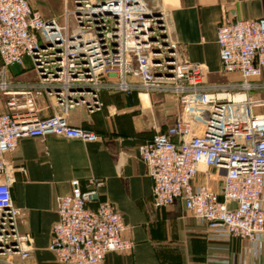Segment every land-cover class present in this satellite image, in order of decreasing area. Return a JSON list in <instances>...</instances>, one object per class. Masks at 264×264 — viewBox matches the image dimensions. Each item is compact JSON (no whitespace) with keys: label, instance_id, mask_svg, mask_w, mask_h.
Instances as JSON below:
<instances>
[{"label":"built area","instance_id":"1","mask_svg":"<svg viewBox=\"0 0 264 264\" xmlns=\"http://www.w3.org/2000/svg\"><path fill=\"white\" fill-rule=\"evenodd\" d=\"M66 24L47 19L31 0H0V91L7 111L0 112V264H23L31 258L29 235L19 232L13 205L12 166L6 154L25 137L56 134L87 142L93 130L70 124L71 108L100 110L102 91L171 94L184 112L165 132L139 146L153 179L158 208L177 200L207 226L210 240H248L255 253L264 248V17L226 15L217 32L224 74L241 81L209 84L208 67L182 57L164 12L146 0H73ZM73 16L80 31L69 32ZM30 58L38 82L12 92L6 68ZM230 90L244 91L230 99ZM55 95L60 112L39 118L35 94ZM260 110V111H258ZM204 178L206 182L201 181ZM103 180L74 179L71 192L57 199L58 220L51 249L64 264H104L114 251L134 246L116 206L102 200ZM217 184V185H216ZM18 256L20 260L13 257ZM250 264H260L252 257ZM207 264H229L209 256Z\"/></svg>","mask_w":264,"mask_h":264},{"label":"crops","instance_id":"2","mask_svg":"<svg viewBox=\"0 0 264 264\" xmlns=\"http://www.w3.org/2000/svg\"><path fill=\"white\" fill-rule=\"evenodd\" d=\"M146 1L152 11L164 12L184 59L206 65L212 77L221 73L235 83L241 81L237 73L222 72L218 28L226 15L264 17V0ZM19 66L5 71L12 92L29 89L36 82L33 70L23 71ZM99 98L100 110L91 112L85 105H77L67 115L71 125L93 130L99 140L87 142L56 134L25 137L5 156L13 171L11 190L13 205L19 210L18 229L30 238L32 256L23 264H64L51 249L57 199L70 194L74 179L88 189L86 180L91 177L103 180L100 198L116 206L127 227L125 236L134 242L131 250L108 253L104 264H207L210 255L229 264H250L252 257L264 264V248L258 255L248 240H210L207 226L183 201L162 208L154 205L153 179L139 146L176 121L169 124L177 98L110 91H103ZM6 99L0 91V112L7 111ZM35 110L39 118H46L59 113L60 104L54 95L35 94ZM13 258L18 260V256Z\"/></svg>","mask_w":264,"mask_h":264},{"label":"rangeland","instance_id":"3","mask_svg":"<svg viewBox=\"0 0 264 264\" xmlns=\"http://www.w3.org/2000/svg\"><path fill=\"white\" fill-rule=\"evenodd\" d=\"M31 4L33 7L38 9L45 18L47 19H55L60 25L66 24V11L67 10H73L74 9V2L73 0H31ZM69 32L77 34V32L80 31V28L78 27V24L75 22V18L73 16L69 17ZM27 60L30 61L27 62ZM22 68L23 71H30L33 70L35 72V68L30 60V58H26L24 63L19 66ZM32 67V68H31ZM36 74V72H35ZM264 75L260 78L261 83H264ZM209 84L219 85V84H233L231 78L229 76L222 75L221 73L218 74V76H211V72L207 75V80ZM36 82H38V76L36 75ZM35 83V82H34ZM237 83V82H236ZM103 92V91H102ZM101 92V93H102ZM55 96V95H54ZM245 96L244 91H238V90H230L228 97L230 99H240ZM250 96L252 99L257 100L264 98V90H252L250 91ZM177 98L173 99V102L176 107L175 116L172 121L169 122L172 123L173 121L177 120L179 117L183 115L184 106L181 103V98L175 96ZM264 110V108H263ZM260 111V110H258ZM168 124V125H169ZM18 260L19 257H18Z\"/></svg>","mask_w":264,"mask_h":264},{"label":"water","instance_id":"4","mask_svg":"<svg viewBox=\"0 0 264 264\" xmlns=\"http://www.w3.org/2000/svg\"><path fill=\"white\" fill-rule=\"evenodd\" d=\"M156 14H160L161 13V11H157V12H155Z\"/></svg>","mask_w":264,"mask_h":264}]
</instances>
